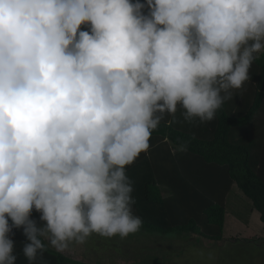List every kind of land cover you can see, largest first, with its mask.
<instances>
[{
  "label": "clouds",
  "instance_id": "obj_1",
  "mask_svg": "<svg viewBox=\"0 0 264 264\" xmlns=\"http://www.w3.org/2000/svg\"><path fill=\"white\" fill-rule=\"evenodd\" d=\"M146 6L0 0V264L13 229L29 264L138 233L127 168L165 114L213 120L264 53V0Z\"/></svg>",
  "mask_w": 264,
  "mask_h": 264
},
{
  "label": "trees",
  "instance_id": "obj_2",
  "mask_svg": "<svg viewBox=\"0 0 264 264\" xmlns=\"http://www.w3.org/2000/svg\"><path fill=\"white\" fill-rule=\"evenodd\" d=\"M139 2L145 4L147 14L146 0ZM263 83L264 53L253 62L250 80L234 90L213 120L186 122L180 111L175 118L165 114L152 133L148 152L126 170L133 187V212L143 221L141 229L163 234L187 231L220 241L227 216L225 195L232 184L251 200L264 222V139L256 132L263 126L257 120L264 106ZM246 135L252 136L249 141ZM162 186L169 189L168 195ZM22 231L13 229L17 264H29L22 252ZM43 259L46 264H102L51 247Z\"/></svg>",
  "mask_w": 264,
  "mask_h": 264
},
{
  "label": "rangeland",
  "instance_id": "obj_3",
  "mask_svg": "<svg viewBox=\"0 0 264 264\" xmlns=\"http://www.w3.org/2000/svg\"><path fill=\"white\" fill-rule=\"evenodd\" d=\"M257 120L263 125L256 131L257 137L264 139V106ZM250 137L244 139L249 141ZM161 190L168 195V188L162 186ZM225 206L227 216L220 241L205 240L187 231L163 234L140 229L124 240L93 236L87 244L73 246L65 253L102 264H264V222L251 200L234 184L225 195ZM39 217L40 213L33 210L31 218L42 226L45 222Z\"/></svg>",
  "mask_w": 264,
  "mask_h": 264
},
{
  "label": "crops",
  "instance_id": "obj_4",
  "mask_svg": "<svg viewBox=\"0 0 264 264\" xmlns=\"http://www.w3.org/2000/svg\"><path fill=\"white\" fill-rule=\"evenodd\" d=\"M233 185H234V184H232L231 186H233ZM230 189H231V187H230ZM230 189H229V190H230ZM228 192H229V191H228Z\"/></svg>",
  "mask_w": 264,
  "mask_h": 264
},
{
  "label": "water",
  "instance_id": "obj_5",
  "mask_svg": "<svg viewBox=\"0 0 264 264\" xmlns=\"http://www.w3.org/2000/svg\"><path fill=\"white\" fill-rule=\"evenodd\" d=\"M87 28V27H86ZM87 30H88V28H87ZM262 86H264V83L262 84Z\"/></svg>",
  "mask_w": 264,
  "mask_h": 264
}]
</instances>
